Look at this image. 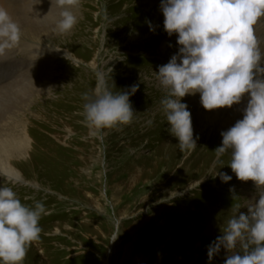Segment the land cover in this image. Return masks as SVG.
<instances>
[{
  "label": "rangeland",
  "instance_id": "obj_1",
  "mask_svg": "<svg viewBox=\"0 0 264 264\" xmlns=\"http://www.w3.org/2000/svg\"><path fill=\"white\" fill-rule=\"evenodd\" d=\"M7 2L26 42L0 57V136H24L27 147L10 158L20 178L0 169V186L45 208L41 239L23 264H224L230 253L222 248L209 261L208 246L236 205L247 212L264 186L238 179L206 128L242 119L248 94L212 110L199 93L181 98L197 143L181 152L155 73L179 49L178 34L164 30L161 0H80L78 22L64 34L56 0ZM255 27L264 54V17ZM105 82L114 93L138 86L129 97L135 113L130 124L93 135L84 95ZM208 160L213 167L202 168Z\"/></svg>",
  "mask_w": 264,
  "mask_h": 264
},
{
  "label": "clouds",
  "instance_id": "obj_2",
  "mask_svg": "<svg viewBox=\"0 0 264 264\" xmlns=\"http://www.w3.org/2000/svg\"><path fill=\"white\" fill-rule=\"evenodd\" d=\"M60 10L56 31L70 32L78 22L73 11L80 0H56ZM164 30L177 35L178 52L158 66L156 78L166 90L161 100L168 131L178 139L181 152L197 147L186 95L200 94L207 110L231 107L248 94L243 118L221 132L217 156L230 154V166L242 181L264 186V67L256 27L264 17V0H161ZM21 27L0 6V57L21 40ZM59 50V48H55ZM68 59V54L66 52ZM132 92L114 93L106 82L94 94L84 95L83 116L93 135L130 124ZM224 182L232 176L216 173ZM236 205L222 234L208 246L211 261L227 250L224 264H264V194L241 212ZM43 203L25 205L12 187L0 186V264H23L33 242L41 239ZM239 249V250H237Z\"/></svg>",
  "mask_w": 264,
  "mask_h": 264
},
{
  "label": "bare ground",
  "instance_id": "obj_3",
  "mask_svg": "<svg viewBox=\"0 0 264 264\" xmlns=\"http://www.w3.org/2000/svg\"><path fill=\"white\" fill-rule=\"evenodd\" d=\"M7 3H8L7 0H0V6L6 7ZM21 42L25 44L26 42L25 36L24 38L21 39ZM224 122L225 123L223 124H219L215 122V123H212L210 127L206 128L207 130L209 129L210 132L217 134L216 137L221 142H222L221 132L227 130L228 128H230L231 126L235 124L231 116L228 118V120H225ZM26 147L27 145H26L24 136H21L20 138H17V137L14 138L9 132L7 135L4 134V136H0V169L9 178L11 177L16 180L20 178V175H19L20 173H18V171L11 165L10 158L22 154ZM204 167L206 168L213 167L212 164L210 163V160H208L206 163L203 164L202 168ZM201 182L203 183L204 181H201ZM114 238H115V235L113 236V239ZM106 264H108V261H106Z\"/></svg>",
  "mask_w": 264,
  "mask_h": 264
}]
</instances>
